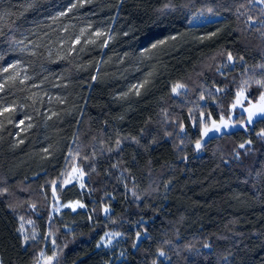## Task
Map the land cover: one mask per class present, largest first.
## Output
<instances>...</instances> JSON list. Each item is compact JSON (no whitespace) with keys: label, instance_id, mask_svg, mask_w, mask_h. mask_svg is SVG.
<instances>
[{"label":"trees","instance_id":"16d2710c","mask_svg":"<svg viewBox=\"0 0 264 264\" xmlns=\"http://www.w3.org/2000/svg\"><path fill=\"white\" fill-rule=\"evenodd\" d=\"M261 8L0 0V68L20 73H0V264H34L41 250L54 264H264V120L195 148L200 121L264 92ZM74 167L84 186H63ZM55 196L84 210L51 215ZM107 232L125 238L118 262L100 248Z\"/></svg>","mask_w":264,"mask_h":264},{"label":"rangeland","instance_id":"374dc122","mask_svg":"<svg viewBox=\"0 0 264 264\" xmlns=\"http://www.w3.org/2000/svg\"><path fill=\"white\" fill-rule=\"evenodd\" d=\"M97 33V32H96ZM94 34L98 39L104 36V33L102 32H98V33H102V35H97ZM264 93V92H263ZM260 99V98H259ZM252 102L250 101L252 104H256L257 102ZM236 107L233 108L232 107V114L230 115L229 118H224V120L227 122L228 127L223 128L220 132H210L209 135L207 137H203L201 139V143L203 144L205 141H207V139H209L210 137L214 136V135H219L221 133H228V132H232L235 130H239V129H246L247 126H250L252 124H248L247 123V115L248 113L243 111L244 108L246 107H250L249 104V99L246 95V93L242 92L240 93V95L237 97V100L235 102ZM244 115L245 119L240 120L239 122L236 120H239V118H241L240 116ZM256 120V119H255ZM212 122V121H211ZM211 122L208 123L209 126H211ZM217 124L220 123V121H216ZM75 169V170H74ZM82 170L79 169L78 167H74L73 169H71L69 171V174L67 177H65V180L63 181L62 185L66 186V185H70L73 183H77L81 186V184L84 185L85 182V175H81ZM83 173V172H82ZM3 187H0V191L3 190ZM55 206L52 210L51 215H61L63 212L65 211H70L72 214H76L79 211H83L84 207H80L79 205L82 204L79 201H72V202H68V203H61L59 202V200L57 199V196H55ZM79 202V203H77ZM65 205H72V207H66ZM83 205V204H82ZM73 208H75V210H73ZM31 223L27 222V221H22V236L25 239L26 242H37L39 240V234L33 232L32 230V226H29ZM30 228V229H28ZM109 234V236H103L101 241H100V248L103 250H106L108 252L111 253V258L113 262H118L120 261L124 256H125V252H126V248H125V238L119 233V235H113L115 234V232H107ZM109 238L111 239V243H108ZM38 256H37V260L34 264H54L56 257L55 256H46L45 252L43 250L38 252ZM41 253H43V255H41ZM48 257H54V259H52L51 261L48 260Z\"/></svg>","mask_w":264,"mask_h":264},{"label":"snow or ice","instance_id":"6c2138e0","mask_svg":"<svg viewBox=\"0 0 264 264\" xmlns=\"http://www.w3.org/2000/svg\"><path fill=\"white\" fill-rule=\"evenodd\" d=\"M249 3L252 4L253 6L256 5V4H260V5H264V0H249ZM73 7H75V5H73ZM243 7V5H242ZM69 11H71V9H69ZM207 11L209 13H212L213 12V9L209 8L207 9ZM261 13H264V8H261L260 9ZM9 15V13H3V14H0V21H3L4 17ZM61 15H64V13H61ZM204 16V13L201 12L199 13L198 16H193L192 17V20L189 21V23H192V21H195L197 19H199L200 17H203ZM249 20L252 19L251 16L248 17ZM261 23V26L264 27V20H261L260 21ZM0 34H3L2 32H0ZM97 35H102V33H96ZM172 39H175V37H172ZM80 41V38L77 37L75 39V41L73 42L74 44L75 43H79ZM18 43H23V41H19ZM165 41L164 40H160L158 43H152L151 45V48L155 49L157 48L159 45H162L164 44ZM233 56L231 53L228 54V60L229 61H233ZM241 59H243L241 57ZM261 68H264V65H260ZM17 68H18V65L17 64H9L7 67H4V68H0V73H9L10 70L12 72V74H10L7 78H6V83L7 81H15L20 73L19 71H17ZM24 79H29V77L25 76ZM93 79H95V77H93ZM24 80H21L20 83H23ZM255 84L258 86V87H261V88H264V80H256L254 81ZM245 83H248L247 81H245ZM5 85L4 84H0V91H3ZM185 85L183 84H180V83H177L175 84L173 87H172V93L176 94V95H179V89L181 88H184ZM137 94H139L137 92ZM237 95L239 96L240 93H237ZM203 95L201 96V99H203ZM249 104H250V107H246L243 109V111L247 112L248 115H247V123L248 124H252L255 122V119H260V120H264V93H261L260 95V99H259V102H257L256 104H252L250 101H249ZM233 108L236 107V104H233L232 105ZM4 111H9L8 108H5ZM53 115H55V113H53ZM22 123V122H21ZM200 123L203 125L202 129H201V138L203 137H207L209 135L210 132H220L222 130V127L223 128H226L228 127V124L227 122L224 120L223 116H221L220 118V123L217 124L216 121H212L211 122V126H209L208 124H206L204 121H200ZM181 130H183V127L181 126ZM259 137L261 138H264V130H261L260 133L257 134ZM247 143H251V141H248ZM120 144V141L118 140L117 141V146H119ZM240 148H244L245 145L244 144H241L239 146ZM195 148L197 151L201 150L202 148V143H201V140H197L196 141V144H195ZM78 155V153H77ZM113 167H115V165H113ZM75 170V169H74ZM81 175H83V173L81 172ZM84 185L81 184V187H83ZM6 191V190H5ZM54 194H55V189H54ZM79 203V202H77ZM66 207H72V205H65ZM80 207H84V205L80 204L79 205ZM73 210H75V208H73ZM105 211L107 212V209H105ZM113 235H119V233H115ZM139 235V234H138ZM105 236H109L108 233L105 234ZM108 243H111V239L109 238L108 240ZM206 247H208V245H205ZM99 247V245H98ZM41 255H43V253H41ZM160 255L161 256H164V253L163 252H160ZM52 259H54V257H48V260L51 261Z\"/></svg>","mask_w":264,"mask_h":264}]
</instances>
